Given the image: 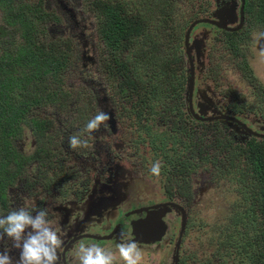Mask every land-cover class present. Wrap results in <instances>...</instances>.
I'll return each instance as SVG.
<instances>
[{
    "label": "rangeland",
    "instance_id": "1",
    "mask_svg": "<svg viewBox=\"0 0 264 264\" xmlns=\"http://www.w3.org/2000/svg\"><path fill=\"white\" fill-rule=\"evenodd\" d=\"M15 1L37 4L47 13L42 23L46 35H39L40 39H45L44 43L62 39L69 43V61L64 65L67 74L63 82L59 83V88L61 86L62 92L68 94L69 98L35 104L27 110L29 118L46 120L45 129L41 136H35L23 126L18 138L13 140V150L28 160L20 166L21 169L9 173L8 182L3 186L0 215H6L10 210L26 204L33 209H47L50 219L58 226L64 219L67 220L69 214L75 213L80 217L85 211L87 215L90 208L99 202L95 195L91 196L92 192L87 197L78 194L110 176L107 167L111 165L116 171L113 172L117 180L115 185L121 190V206L124 209L156 203L165 189L170 202L178 204L186 214L180 233L181 218L179 213H175L176 210L171 208L170 214L167 213L169 210L154 212L156 215L150 219H164L169 230L161 232L156 241L137 243L142 253L139 264H172L177 240L181 260L186 259L191 264H221L223 260L231 263L241 259L244 256L240 252L242 248L234 245V241L239 240L241 221L246 217L247 206L252 202L248 191L245 192V185L256 175L253 172L247 176L237 173L236 170L243 167V157H235V172L232 167L229 174L215 176L211 163L215 162L220 168L223 165L214 156L211 144L217 152L214 143L217 141L221 146L222 138L239 145L253 139H249L250 135L232 122H219L220 127L207 128L205 131L209 136H220L217 140H208L206 152L210 157V166L204 169L200 167L195 174H187L185 163L193 164L205 148L202 138L199 136V148L192 147V155H189L185 154L186 150L172 151V142L168 137L170 131L178 130L182 125L180 119L184 118L178 114V97H181V101L183 98V112L187 108H184L188 78L183 46L185 30L191 22L201 18L221 23L225 17L223 24L237 26L239 1L169 0L170 3L174 2L171 4V18L164 16V0ZM250 3L257 6L256 1L244 0L240 30L246 33L239 34V40L231 39L226 35L227 32L207 24H198L190 31L187 48L193 64L192 109L194 113L204 116L208 111L200 109L203 105L210 109L211 114L206 116L215 112L217 115L233 117L253 131L264 133V36L260 35L264 34V14L262 19L257 20V7L247 11L246 4ZM11 23L8 13L0 6V53L12 54L21 42L18 25ZM119 37L124 38L113 46L117 49V62L104 64L109 56L106 44ZM173 50L175 55L181 56V63L177 64L172 58L169 61L171 65L181 66L185 74L184 82L180 83L179 78L170 73L172 83L173 80L177 82L171 86L170 92L165 93V103H170L168 96L171 95L174 114L169 116L168 113H162V117L155 116L150 121L144 118L145 114L141 118L135 117L130 111L137 115L140 110L137 109V104H140L138 100L133 105L134 98L131 102L129 100L120 104L116 98L114 83L127 79L120 67L130 62L136 68L133 73L146 79L151 71L161 68L163 56H174ZM125 57L129 59L128 62L124 61ZM162 72L163 68L159 73L163 75ZM117 74L121 77H117ZM162 75L159 82L165 80ZM131 78L137 79L134 76ZM52 84L55 86L56 82ZM52 84L48 83L50 86ZM83 105L87 109L86 117L81 116ZM98 112L107 113L110 119L97 131L88 133L86 125ZM74 134L86 141L87 147L72 149L69 138ZM202 134L205 135L203 130ZM252 142L259 144L258 152L264 156V143ZM153 158L155 161H151ZM171 159L172 168L171 165L168 169L164 168ZM143 160L151 163L143 164ZM157 163L160 166L159 174L164 169L168 171L164 178L166 182H162V176L151 172L152 166ZM122 171L123 176H126L124 180L123 176L116 177ZM59 185L71 196H64ZM129 202L131 206L127 207L125 203L129 205ZM148 216L143 215L147 222H152ZM96 224L99 223L92 227V224L88 225V230L106 232L109 228L104 226L106 223L100 228ZM234 226L238 235L230 230ZM177 231L180 238H176ZM120 242L119 237L115 243L103 245L104 249L115 253L114 264H122L116 250ZM10 247V241L0 243V251ZM75 252L69 251L68 257L75 258ZM18 254L15 249L10 252L14 261ZM243 261L248 264L247 258H243Z\"/></svg>",
    "mask_w": 264,
    "mask_h": 264
},
{
    "label": "trees",
    "instance_id": "2",
    "mask_svg": "<svg viewBox=\"0 0 264 264\" xmlns=\"http://www.w3.org/2000/svg\"><path fill=\"white\" fill-rule=\"evenodd\" d=\"M164 1L166 4L164 16L171 18L173 8L171 4L174 2L171 1L170 3L169 0ZM253 1H256L255 4L257 6L253 3L246 4L247 11L257 7L258 11L255 12V18L257 20L262 19L264 0ZM0 6L8 13L12 20L11 24L18 25L21 38V42L18 43L12 54L8 52L0 53V187H2L3 183L8 181L10 177L9 173H12L14 169L19 170L22 163L25 162L24 158L18 155L12 146L13 140L17 139L21 133V128L26 126L35 136H41L45 129L46 120L40 117L29 118L26 114L27 110L35 104L65 101L69 98L68 94L62 92V87L60 86L59 88V83L63 82L64 76L67 74L64 65L69 61V43L64 41V39L57 42L48 41L44 43L45 39L39 38L40 33L41 36L46 35V28L42 23L44 22V18L47 17V13L38 7L37 4L24 1L16 2L15 0H0ZM243 33L246 32L240 30L239 32H227L226 35L231 39L239 40V34ZM123 38L119 37L115 41L106 44L105 48H107L109 56H107L106 63L104 62V64L117 62V49L113 46H116ZM230 43L234 45L233 40ZM173 55L172 57L163 56L161 58L163 75L159 73L161 68L159 70L155 69L147 75L146 79H143L140 75L138 77V73H133L136 72V68L125 57L124 61L128 63L123 67L121 66L120 69L127 79L116 81L113 86L117 93L116 98L120 104L129 100L131 102L134 98L133 105L135 100H138L140 104H137V109L140 110L137 111V115L132 110L130 111L135 117L141 118L145 114L146 117L144 118L150 121L155 116L162 117V113H168L169 116L170 114L171 116L174 114L171 95L168 96L170 103H165V93L170 92L171 86L177 82L173 80L172 83L170 73L173 76H177L180 83L184 82L185 74H183L181 66H176L181 63V56L175 55V52ZM171 58L177 61L176 65H171L172 62L169 61ZM129 67L131 68L130 70H128ZM161 75L165 76V80L159 82ZM116 76L121 77L119 74ZM133 76L140 81L132 79L131 77ZM54 82H56L55 86L52 84ZM48 83H51L52 86L48 85ZM125 86L127 87L124 88ZM182 101L181 97H178V114L184 118L181 116L182 119L179 116L177 118L182 121V125L177 128L178 130H174L175 128H173L172 130L174 131H170V135H168L171 140L170 143L172 142L171 150L173 151L179 147L181 152L186 150L185 154L192 155V147L197 146L199 136L196 138L195 134L193 137L191 136L193 129H189V123L195 127V131L203 130L205 134L204 139H202L205 148L201 150L199 157H197L198 160L194 159L191 165H187L186 163L184 165L185 170L188 167L186 173L190 174L192 172L191 169L200 167L204 169L210 166V157L206 152L209 148L208 140L212 138L217 140L220 136L218 134H211L213 137L209 136L205 130L211 127V124L199 123L191 119L187 112H183ZM86 113V106L83 105L81 116L86 117ZM213 126L217 125L213 124ZM252 139L255 142L264 143V140L257 141L254 138ZM221 140V146L218 145L217 141L214 143L215 148L218 149L217 152L213 147V143L211 144L214 156L223 165V168H220L216 166L215 162L211 163L214 167L213 172L215 176L219 177L222 174H229V170L232 167H234L233 170L235 172L237 165H234L236 161L235 157H243L241 159L243 167L237 169V173L247 176L249 172H253L256 175L255 178L250 179L249 183L245 185V192L248 191V197L252 198V202L247 206V215L241 221L242 227L238 236L239 240L234 241V245H240V248H242L240 252L244 256L239 260H233L231 263L223 260L221 264H245L243 258H247L248 264H264V156L258 152V147L260 146L252 142L253 140L241 145L237 143L232 144L224 138ZM235 151L238 153H235ZM209 152H212V150ZM42 153L45 154L46 152ZM213 160H216L215 157H213ZM180 162L179 164L183 165ZM230 230L237 234L235 226L233 228L230 227ZM179 264H191V262L188 263L186 259H183L179 261Z\"/></svg>",
    "mask_w": 264,
    "mask_h": 264
},
{
    "label": "flooded vegetation",
    "instance_id": "3",
    "mask_svg": "<svg viewBox=\"0 0 264 264\" xmlns=\"http://www.w3.org/2000/svg\"><path fill=\"white\" fill-rule=\"evenodd\" d=\"M239 6H240V2H239ZM238 14H239V8H238ZM221 22H222V24L225 22V17L222 18ZM238 22H239V15H238ZM238 22H237V25H238ZM242 24H243V19H242ZM225 27H228V25L225 24ZM214 28H216V27H214ZM229 28H234V27H229ZM240 28L238 30H240ZM219 30H221V29H219ZM223 31L224 32H230V31H225V30H223ZM231 32H234V31H231ZM184 55L186 57L185 52H184ZM186 61H187V57H186ZM187 63H188V61H187ZM186 106H187V103L185 104V108H186ZM198 107H199V105H198ZM200 109H202V111H208V112L204 116L197 114L198 117H200V118L213 117V118H211L210 120H207V121H198V120H195L188 113L187 110H186V112L190 115L191 119H193L194 121H197L199 123H210L211 126H213V124H216L217 125L216 127H220L219 122L227 121V120H222V119H215V117H217V116H225V115H217L215 112H213L211 116H206L208 113H210V109H208L206 106L202 105L200 107ZM225 117H229V116H225ZM231 118H233V117H231ZM233 119H235L240 124L235 123L233 121H227V122H232V123L238 125L245 133L250 135L249 139L250 138L251 139L254 138L256 140H263L264 139V137L256 138V136L249 134L250 132H252L255 134L264 135V133H257L256 131H253L249 126L240 122L236 118H233ZM189 129H193L191 134H195V138L197 136H200L202 139H204V135L202 134V130L195 131V127L193 125H190ZM246 129L249 131H247ZM200 133H201V135H199ZM198 142H197L196 148H198ZM178 149H180V148L178 147L176 150H178ZM23 158L26 162L27 161L26 157L24 156ZM151 161H155V159L153 158V159H151ZM149 162L150 161L146 162V160L142 161L143 164H148V165H149ZM170 165L172 168V159L166 165H164V168H167ZM107 168H108L107 169L108 173H111L110 176L108 175L107 178H105L104 180L97 181V182L93 183V186L91 188H89L88 190H84L83 192L78 194V196L80 195L82 197V196L86 195V197H87L88 194H90V192H92L93 194H91V196L94 197V195H95V198L97 199L99 204L93 205L90 208L91 209L90 213L87 212L89 215L88 214L85 215V211H83V213L80 217L78 215H76L75 213L69 214L67 220L63 218L65 221L62 222L61 224H59V227L62 230V235H63V239H64L63 250L60 253V264H74L75 258H73V257L69 258L68 252L69 251H71V252L76 251L80 244L83 243V244L87 245V243H90V244H97L100 247H104L107 245V242L115 243V241H117L119 239L121 233L126 234L125 235L126 239L134 240L136 243H141V242H146V241H156V239H158L160 237V235L162 234L161 232H164L165 230L167 231V229L169 230V228H168V225H166L164 219L163 220L160 219V220L156 221V220L150 219L151 216L156 215V213H154V212L158 211V210H162L163 212H167L169 210L167 213L170 214L172 211L171 208H173V207L168 206V205L162 206V204L171 203V204L178 206L180 208V210L173 208L174 210L177 211L175 213L176 214L179 213L180 218L182 217V215H183V219H184V217H186V214H185L182 207H180L178 204H176L174 202H170V200L168 199V196L166 195L165 189L163 192L164 194H162L163 196L156 203H148L146 205H142V206L138 205V206L131 207L128 209H124L121 206L123 203L122 194L119 193L121 190L119 189V187H117L115 185L116 181H117L115 178V174L113 173V172H116L115 168L111 165H109ZM186 169L188 170V167ZM199 169L200 168L191 169L192 170L191 173L195 174ZM167 172L168 171L164 169L159 174L160 176L163 177L162 182H166V179H164V178H166ZM123 173H124L123 171L120 173H117L116 177L117 178L122 177ZM193 174H191V175H193ZM125 178H126V176H123V180ZM7 182L8 181L4 182L2 187H0V201H2L4 198V196L2 195L3 186ZM59 188L62 191V194L64 196H66V197L71 196V195L67 194L65 191H63L61 189L60 185H59ZM162 191H163V189H162ZM125 205L127 207L131 206L130 202H129V205H128V203H125ZM151 212L154 214H152ZM144 214H148L149 215L148 219L152 220V222H147L146 217H143ZM82 217H84V219L81 221ZM102 221H104L103 224L106 223V225H104V226L109 227L106 229V232H100L99 229L88 230V227H87L88 225L92 224L90 226V227H92L97 222L99 224H96V225L98 226V228H100L103 225ZM55 223L56 222H54V224ZM123 225H126V226H123ZM181 228L182 227H180V231H179L180 233H181ZM180 233H178V231L176 232V238L177 237L180 238ZM177 242L178 241H176V244H177ZM179 246H180V244L178 242V247ZM178 247L175 245L176 251H175L174 255L176 254V256H177L176 264H179V260L181 261V256H180Z\"/></svg>",
    "mask_w": 264,
    "mask_h": 264
},
{
    "label": "clouds",
    "instance_id": "4",
    "mask_svg": "<svg viewBox=\"0 0 264 264\" xmlns=\"http://www.w3.org/2000/svg\"><path fill=\"white\" fill-rule=\"evenodd\" d=\"M109 119L107 113L98 112L87 123L86 131H97ZM69 144L72 149L87 147V142L82 141L77 134L69 138ZM159 170L157 163L151 172L158 175ZM125 235L120 234L122 242L116 245L122 264H139L141 249L134 240L126 239ZM7 241L11 242V247L0 251V264H60V253L64 246L62 230L50 219L47 209H33L26 204L10 210L6 215H0V243ZM13 249L19 253L15 261L10 255ZM114 255V252L97 244L82 243L75 252L74 264H114Z\"/></svg>",
    "mask_w": 264,
    "mask_h": 264
},
{
    "label": "water",
    "instance_id": "5",
    "mask_svg": "<svg viewBox=\"0 0 264 264\" xmlns=\"http://www.w3.org/2000/svg\"><path fill=\"white\" fill-rule=\"evenodd\" d=\"M240 2V6H239V22H238V25L234 28H229V27H225V24L223 25L222 22H217L215 20H212V19H206V18H201V19H196L194 20L193 22H191L189 24V26L187 27V29L185 30V33H184V37H183V44H184V47H185V53H186V57H187V61H188V78H187V96H186V103H187V111L188 113L195 119V120H198V121H207V120H210L211 118L213 117H208V118H200L197 116L196 113L193 112V109H192V87H193V81H192V69H193V65L191 63V58L189 56V50L187 48V39H188V36H189V33L190 31L192 30V28L194 26H196L197 24H208V25H211L213 27H216L217 29H221V30H225V31H236L238 30L241 25H242V19H243V5H244V1L243 0H239ZM198 107V106H197ZM215 119H222V120H227V121H233L235 123H238L240 124L239 122H237L235 119L231 118V117H225V116H217L215 117ZM247 130V129H246ZM249 131V130H247ZM249 134H252L253 136H256V137H264V135H260V134H255V133H252L250 132ZM165 205H168V206H171L173 208H176L178 210H180V208L174 204H162V206H165ZM183 226V215L181 217V227ZM179 242V240H177ZM178 242L176 244V246L178 247ZM174 262L173 264H176V261H177V256L176 254L174 255Z\"/></svg>",
    "mask_w": 264,
    "mask_h": 264
}]
</instances>
